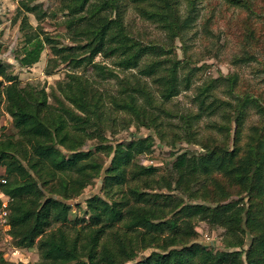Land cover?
Segmentation results:
<instances>
[{
	"label": "trees",
	"instance_id": "16d2710c",
	"mask_svg": "<svg viewBox=\"0 0 264 264\" xmlns=\"http://www.w3.org/2000/svg\"><path fill=\"white\" fill-rule=\"evenodd\" d=\"M34 2L21 0L13 20L24 36L21 67L38 64L49 47L54 58L49 61L47 75L53 74L58 63H65L75 70L91 67L97 77L109 80L112 70L96 62L102 56L114 61L121 71L139 70L153 78L163 101L178 96L183 84L185 90L190 89L191 79H180V63L173 61L171 51L131 37L121 0H64L60 11L65 13V25L75 43L66 47L42 29L41 23L49 14ZM131 2L144 20L161 25L171 41L194 23L192 14L182 20L172 0ZM29 15L35 16L39 26L32 25ZM11 69L10 64L0 61V117L2 112L10 115L18 130L16 138L0 141V168L5 172L0 193L12 199L10 235L15 246H37L40 264H264V222L249 213L245 225L255 234L247 251H214L208 245L193 243L196 221H202L225 228L231 239L228 247L242 248L244 209L236 203L216 207L189 204L170 193L172 182L158 179L156 167L137 161L152 154V137L115 146L106 143L102 131L109 122L116 125L118 119L111 113L104 116L103 95L86 76L72 73L58 82V93L65 101L55 94L57 106H53L46 93L23 86ZM121 87L119 95H109V102L115 113L126 115L122 124L148 120L156 110H162L154 106L147 92ZM208 90L200 89L197 97L203 98V111L213 108L212 103L204 108L211 97ZM92 138L100 140V146L84 150ZM100 153L112 157L104 171L103 196L96 194L86 201L88 220L72 221L67 202L101 177ZM173 171L177 186L188 181L199 189L200 181L194 182L198 174L218 171L264 197V160L256 149L239 160L230 151L212 150L201 156L184 153L174 161ZM163 181L166 186H161ZM162 187L167 191H161ZM152 248L159 251L139 258L141 252ZM0 264L11 263L0 255Z\"/></svg>",
	"mask_w": 264,
	"mask_h": 264
},
{
	"label": "rangeland",
	"instance_id": "374dc122",
	"mask_svg": "<svg viewBox=\"0 0 264 264\" xmlns=\"http://www.w3.org/2000/svg\"><path fill=\"white\" fill-rule=\"evenodd\" d=\"M20 1L0 0V61L11 65L12 72L19 77L23 86L46 93L48 102L53 106H57L53 95L64 100L58 93V82L67 80L68 74L72 73L86 76L103 95L104 116L108 118L111 113L118 119L116 125L109 122L108 127L103 129L106 143L115 146L138 138L152 137V154L140 156L137 161L144 166L156 167L158 179L172 182L173 190L170 193L189 204L216 207L236 203L244 209V224L241 227L246 232L242 234V248L228 247L231 239L226 235L225 228L202 221H196L197 236L193 243L208 245L214 251H247L255 234L245 225L247 214L264 222V197H258L256 190H245L218 171L198 174L194 182L200 181L199 189L197 186L192 187L188 181L177 186L173 163L184 153L201 156L212 150L217 153L234 152L235 160H239L246 157L251 149H256V153L264 160V0H241L240 4L230 0H172L174 9L177 7L183 21L189 14L194 16L192 28L177 35L173 41L161 25L144 20L131 0H121L125 11L124 21L131 37L144 45L171 51L173 61L180 63V79H191L190 89L185 90L183 84L180 94L170 101L161 99L160 87L153 78L142 75L139 70L121 71L114 66V61L102 56L96 62L105 65L114 74L106 81L97 77L91 67L75 70L65 63H58L53 74L47 75L49 61L54 58L49 47H46L38 64L30 68L21 67L19 59L23 55L24 36L19 30V23H13ZM63 1L35 0L34 4H40L49 14L41 23L42 29L66 47L75 43L68 34L65 13L60 11ZM29 19L34 27L39 26L34 15H29ZM121 84L147 92L154 99V106L162 110H156L148 120L122 124L121 119L126 115L115 113L109 102V95H119ZM200 89H209L211 95L204 108L211 103L213 108L207 111H203L200 106L203 98H197ZM246 100L249 101L243 107ZM144 107L149 112V107L145 104ZM214 107L217 110L213 112ZM154 118L158 119L156 123H152ZM17 135L18 130L12 118L2 112L0 141L16 138ZM98 146L100 140L92 138L83 149L95 150ZM111 158L100 153L99 161L104 167L101 177L79 197L67 202L71 206L72 221L88 220L85 215L86 201L96 194L103 196L104 171L109 167ZM4 173V169L0 168V182ZM164 181L161 186H166ZM161 189L167 191L163 187ZM156 251L159 249L143 251L139 258H146ZM0 255L11 264H40L37 246L19 248L13 241L4 238H0Z\"/></svg>",
	"mask_w": 264,
	"mask_h": 264
},
{
	"label": "built area",
	"instance_id": "2783aa9c",
	"mask_svg": "<svg viewBox=\"0 0 264 264\" xmlns=\"http://www.w3.org/2000/svg\"><path fill=\"white\" fill-rule=\"evenodd\" d=\"M1 205H0V238L6 239V241H12L10 235V205L12 199L0 193Z\"/></svg>",
	"mask_w": 264,
	"mask_h": 264
}]
</instances>
